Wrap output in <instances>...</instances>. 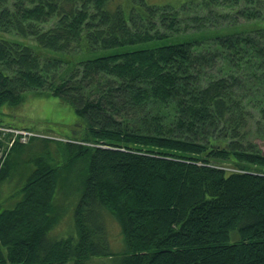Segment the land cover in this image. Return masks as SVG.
<instances>
[{
    "label": "trees",
    "instance_id": "trees-1",
    "mask_svg": "<svg viewBox=\"0 0 264 264\" xmlns=\"http://www.w3.org/2000/svg\"><path fill=\"white\" fill-rule=\"evenodd\" d=\"M138 1L0 0V113L53 95L80 131L0 129L65 158L45 149L0 204V264H264V0ZM61 187L75 234L54 238Z\"/></svg>",
    "mask_w": 264,
    "mask_h": 264
},
{
    "label": "rangeland",
    "instance_id": "rangeland-1",
    "mask_svg": "<svg viewBox=\"0 0 264 264\" xmlns=\"http://www.w3.org/2000/svg\"><path fill=\"white\" fill-rule=\"evenodd\" d=\"M146 3L162 5V4H179L185 0H143ZM230 1V0H229ZM113 3L118 4L122 7L123 12H129V8L135 4L136 8L141 9V6L137 4L140 3L138 0H112ZM264 3V2H263ZM115 7V6H114ZM264 7V6H263ZM262 16L264 17V9L262 11ZM243 19H240L241 22ZM259 26H264V18L261 17L257 21ZM256 24V25H257ZM194 35V34H192ZM192 35H182L180 39H188ZM129 48V45L126 47H118V49ZM69 106L66 103L59 102L58 98L55 96H38L33 97L32 95L27 96L19 104L14 107H6L0 113V121L2 123L13 122L16 125L22 126H34L40 131H34L36 135H46L51 139L67 140L66 135H72L74 133H79V126L72 125L74 121L73 113H71ZM69 122V123H67ZM66 123V124H65ZM3 132H10V129L2 128ZM20 129V128H19ZM23 129V128H22ZM26 132V131H25ZM44 136V137H46ZM20 140H27V137L20 136ZM253 140L258 144L260 149L264 152V137H252ZM6 142V140H5ZM11 142V141H10ZM46 142V141H45ZM41 140H32V143L21 145L20 149L13 150L9 144L6 147L0 146V204L3 207H12L17 198L16 190L21 186L22 181L19 179V175L22 172V169L26 168L27 172L34 167L33 159L38 158L44 152L45 149L51 151V155L54 161H58L60 165L65 162V158L56 153V142L47 141V144ZM5 145V144H4ZM47 147V148H46ZM49 157V156H47ZM69 166L63 168L61 171L62 176H65L67 179V185L69 183L68 174L70 171L77 170L73 177L74 179L77 176L78 168H73L69 170ZM66 185V186H67ZM67 193L62 187L58 191L56 196V202L59 206V222L58 225L51 229L50 234L54 238L59 236H69L71 233L75 234L73 215L72 211L73 205H68V199L71 197V193ZM73 199V198H72ZM70 203V202H69ZM67 206V207H66ZM121 232L117 224L112 221L108 225V238L109 243H111L112 251L119 249L121 247L120 242ZM117 253L109 257L103 255V257H93L91 260H88L86 264H116V261H113ZM71 262V260H70ZM68 262L67 264H70Z\"/></svg>",
    "mask_w": 264,
    "mask_h": 264
},
{
    "label": "built area",
    "instance_id": "built-area-1",
    "mask_svg": "<svg viewBox=\"0 0 264 264\" xmlns=\"http://www.w3.org/2000/svg\"><path fill=\"white\" fill-rule=\"evenodd\" d=\"M3 128V127H2ZM8 130V129H7ZM10 131H12V132H14L15 134H19L20 136H25V137H27L28 135H32V133L33 134H35V132H31V131H28V130H26V129H16V128H11L10 127ZM26 131V132H25ZM13 138V137H12ZM28 138V137H27ZM14 139V138H13ZM25 141H27V140H25Z\"/></svg>",
    "mask_w": 264,
    "mask_h": 264
}]
</instances>
